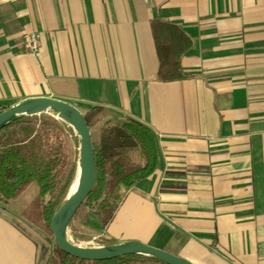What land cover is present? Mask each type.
<instances>
[{"label": "crops", "instance_id": "0c3cea01", "mask_svg": "<svg viewBox=\"0 0 264 264\" xmlns=\"http://www.w3.org/2000/svg\"><path fill=\"white\" fill-rule=\"evenodd\" d=\"M154 19L191 38L186 78L158 80ZM40 97L156 136L157 168L121 204L114 244L264 264V0H0V106ZM12 203H0V264H48L50 244Z\"/></svg>", "mask_w": 264, "mask_h": 264}, {"label": "trees", "instance_id": "16d2710c", "mask_svg": "<svg viewBox=\"0 0 264 264\" xmlns=\"http://www.w3.org/2000/svg\"><path fill=\"white\" fill-rule=\"evenodd\" d=\"M158 59L157 78L172 82L186 78L181 61L192 45L181 27L158 19L151 22ZM6 109L0 106V112ZM92 134L98 178L69 223L70 236L85 240L104 235L124 199L140 180L151 176L158 164L154 133L133 119L113 117L93 107L84 114ZM78 137L74 130L51 113L17 118L0 128V203L17 200L32 184L36 196L21 216L53 241L48 264H166L152 256L126 255L89 261L71 256L55 243L50 222L69 195L76 179ZM105 239V245L114 244Z\"/></svg>", "mask_w": 264, "mask_h": 264}, {"label": "water", "instance_id": "95a60500", "mask_svg": "<svg viewBox=\"0 0 264 264\" xmlns=\"http://www.w3.org/2000/svg\"><path fill=\"white\" fill-rule=\"evenodd\" d=\"M51 113L67 123L78 137V163L76 188L51 218L50 229L60 250L79 259L89 261L110 260L126 255L152 256L166 264H192L189 260L137 240L121 243L83 246L68 238L69 223L98 178L92 136L82 114L76 107L52 98H32L21 101L0 112V128L24 116Z\"/></svg>", "mask_w": 264, "mask_h": 264}, {"label": "rangeland", "instance_id": "374dc122", "mask_svg": "<svg viewBox=\"0 0 264 264\" xmlns=\"http://www.w3.org/2000/svg\"><path fill=\"white\" fill-rule=\"evenodd\" d=\"M77 108V107H76ZM79 110V109H78ZM98 128V127H97ZM97 128L95 127L91 134L93 137L96 136V133H97ZM99 129V128H98ZM37 190H38V186L36 183H32L28 188L27 190L15 201H13V203L11 204L10 206V209L13 211V212H19L21 210H23L28 204L29 202L36 196L37 194ZM122 205H120L121 207ZM120 207L118 208V210L120 209ZM117 210V212H118ZM116 212V214H117ZM116 217V216H115ZM30 224V223H29ZM112 224V223H111ZM33 226V225H32ZM110 227V226H109ZM108 227V228H109ZM129 228V226H127ZM36 228V227H35ZM111 228V227H110ZM109 228V229H110ZM38 229V228H36ZM113 229V228H112ZM39 230V229H38ZM40 231V230H39ZM41 235H42V238L43 240L50 244V247L53 248V241L51 238H49L47 235H45L42 231H40ZM106 234L108 239L106 240H109L111 242H115V239L117 236L115 235H112L109 230L107 229L106 231ZM108 234H111V235H108ZM110 236H112L110 238ZM68 238L73 242V243H78V244H81V245H88L86 244V242L90 241V240H93L94 242L91 244V245H105V238L102 236V235H93L91 236L90 238L88 239H85V240H74L71 236H70V232H69V229H68ZM108 241V242H109Z\"/></svg>", "mask_w": 264, "mask_h": 264}, {"label": "built area", "instance_id": "2783aa9c", "mask_svg": "<svg viewBox=\"0 0 264 264\" xmlns=\"http://www.w3.org/2000/svg\"><path fill=\"white\" fill-rule=\"evenodd\" d=\"M26 43H27V46L29 48V51L31 52H36L37 49H38V40H37V37L35 34H29L26 38ZM94 241L93 240H90L88 242H86V244L88 245H83V246H99V245H91ZM78 244V243H76ZM81 245V244H79Z\"/></svg>", "mask_w": 264, "mask_h": 264}, {"label": "bare ground", "instance_id": "6f19581e", "mask_svg": "<svg viewBox=\"0 0 264 264\" xmlns=\"http://www.w3.org/2000/svg\"><path fill=\"white\" fill-rule=\"evenodd\" d=\"M76 188V181H74V183L72 184L71 188H70V191H69V194L73 193V191L75 190Z\"/></svg>", "mask_w": 264, "mask_h": 264}]
</instances>
